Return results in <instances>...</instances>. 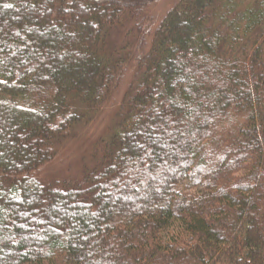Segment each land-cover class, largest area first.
<instances>
[{
	"label": "trees",
	"instance_id": "trees-1",
	"mask_svg": "<svg viewBox=\"0 0 264 264\" xmlns=\"http://www.w3.org/2000/svg\"><path fill=\"white\" fill-rule=\"evenodd\" d=\"M132 5L0 0V264H264V0H179L81 180L32 176L117 90Z\"/></svg>",
	"mask_w": 264,
	"mask_h": 264
},
{
	"label": "rangeland",
	"instance_id": "rangeland-1",
	"mask_svg": "<svg viewBox=\"0 0 264 264\" xmlns=\"http://www.w3.org/2000/svg\"><path fill=\"white\" fill-rule=\"evenodd\" d=\"M178 1L132 0L131 10L127 12V16L131 18H128L130 22L128 23L129 27L132 26V33L128 26L124 25L120 32H114L111 37V41L118 47L121 37L126 38V41L123 40L126 42L123 46L126 47L125 52L130 54L127 63L121 69L117 90L108 103L100 108L95 119L81 124L70 132L68 138L57 147L54 158L32 173L34 178L50 186H61L81 180L83 168L89 163L95 143L101 136L105 137L104 132L111 126L112 117L119 109L118 105L126 93L127 83L137 70L136 62L140 54L146 52L154 30Z\"/></svg>",
	"mask_w": 264,
	"mask_h": 264
}]
</instances>
